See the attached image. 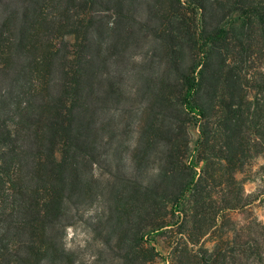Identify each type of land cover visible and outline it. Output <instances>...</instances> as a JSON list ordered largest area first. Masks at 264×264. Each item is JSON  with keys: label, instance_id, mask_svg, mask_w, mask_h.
<instances>
[{"label": "trees", "instance_id": "obj_1", "mask_svg": "<svg viewBox=\"0 0 264 264\" xmlns=\"http://www.w3.org/2000/svg\"><path fill=\"white\" fill-rule=\"evenodd\" d=\"M134 12L17 0L0 18V264H74L65 228L100 202L117 255L101 264H264V179L246 192L254 179L237 177L264 159V0H155L145 24L163 68L136 88V134L115 140L98 103L124 90L94 86L93 54L131 45ZM153 233H167L165 256Z\"/></svg>", "mask_w": 264, "mask_h": 264}, {"label": "rangeland", "instance_id": "obj_2", "mask_svg": "<svg viewBox=\"0 0 264 264\" xmlns=\"http://www.w3.org/2000/svg\"><path fill=\"white\" fill-rule=\"evenodd\" d=\"M155 0H134L135 12L131 24L134 29V39L131 45L123 50L107 49L105 45L99 42L98 51L93 54L94 69L97 73V80H104L94 86L103 88L107 81L116 82L123 88V96L119 101L109 102L108 108L100 109L101 102L98 103L96 119L100 123H108V129L114 133L115 140H130L136 134V123L141 116V97L136 88H142L148 77L162 70L163 64L158 58L160 42L153 31L148 30L146 26L148 7ZM17 2V0H0V18ZM105 15V14H104ZM112 20V17H107ZM118 23V22H117ZM119 25L123 23L119 21ZM65 39L73 41V35H66ZM187 64H190L188 58ZM190 133V150L194 148L198 138V127L193 122L188 127ZM132 141V140H131ZM127 143V142H126ZM125 146V142L120 148ZM125 151V150H123ZM128 153V152H127ZM124 153V156H127ZM264 159L259 157L253 160L251 170L237 174L238 178L252 177L253 180L245 181L244 188L246 192L253 191L261 179H264V169L260 166ZM104 168L97 170V174L103 172ZM255 211L263 218L264 208L256 206ZM108 216L103 203H95L86 206L74 216L73 224L67 226L64 231L62 243L68 257L74 264H101L113 261L116 254L110 250L114 245L115 239L110 238L107 227L99 224L100 217ZM234 220L240 221L243 217L241 213L232 212ZM104 229H103V228ZM145 230L144 233H147ZM157 251L165 256L168 252L169 238L167 233H153L150 236ZM153 264H166L162 258H158Z\"/></svg>", "mask_w": 264, "mask_h": 264}]
</instances>
